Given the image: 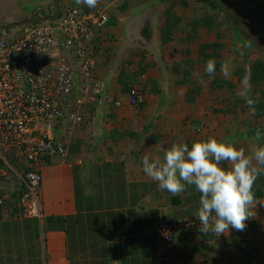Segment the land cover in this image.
<instances>
[{
  "label": "crops",
  "instance_id": "crops-1",
  "mask_svg": "<svg viewBox=\"0 0 264 264\" xmlns=\"http://www.w3.org/2000/svg\"><path fill=\"white\" fill-rule=\"evenodd\" d=\"M31 1L30 11L0 16V25L33 19L31 12L41 8L54 10L55 0ZM246 1L256 6L257 0H97L95 6H103L108 18L93 28L100 104L65 137L67 156L42 165V220L18 217V179L0 178V193L7 196L0 208V264H41V259L43 264H165L158 255L157 230L196 214L200 194L194 186L176 194L159 189L142 171L143 157L162 159L173 144L190 147L209 139L251 155L254 149L246 153L248 144L238 129L257 127L264 135V81L235 76L233 68L241 45L233 41L236 23L264 36L256 23L264 19V0L257 8ZM70 6L89 9L77 0H58L59 10ZM223 17H228L225 24ZM247 45L243 55L250 72L258 57L250 48L261 49L253 47L254 41ZM260 59L264 66V55ZM209 60L215 64L211 75L205 72ZM238 82L251 93L238 92ZM131 88L138 91L137 109L127 103ZM227 91L235 99L222 105ZM230 102L237 123L223 116ZM242 112L249 119L236 115ZM222 119L228 125L223 127ZM221 166L231 167L228 162ZM28 221L41 234L32 227L29 237ZM16 230L21 234L14 237ZM195 240L180 246L182 264L206 263Z\"/></svg>",
  "mask_w": 264,
  "mask_h": 264
},
{
  "label": "built area",
  "instance_id": "built-area-1",
  "mask_svg": "<svg viewBox=\"0 0 264 264\" xmlns=\"http://www.w3.org/2000/svg\"><path fill=\"white\" fill-rule=\"evenodd\" d=\"M107 19L101 5L70 6L53 19L0 25V178L18 179L21 219H43L41 167L67 156L65 137L100 104L93 28ZM138 102V91L131 88L127 103ZM6 198L0 193V208ZM199 225L197 217L160 225L157 250L163 261L174 234Z\"/></svg>",
  "mask_w": 264,
  "mask_h": 264
},
{
  "label": "clouds",
  "instance_id": "clouds-1",
  "mask_svg": "<svg viewBox=\"0 0 264 264\" xmlns=\"http://www.w3.org/2000/svg\"><path fill=\"white\" fill-rule=\"evenodd\" d=\"M77 2L93 8L97 0ZM214 71V62L206 61L205 72L211 75ZM253 160L264 165V147L245 155L230 143L209 139L194 142L190 147L186 143L173 144L162 159L145 155L141 163L144 174L161 190L176 194L186 186H194L200 194L196 211L201 224L199 231L220 236L229 228L242 231L245 221L252 216L249 211L255 203L252 188L258 175ZM222 162L231 167L221 166Z\"/></svg>",
  "mask_w": 264,
  "mask_h": 264
},
{
  "label": "rangeland",
  "instance_id": "rangeland-1",
  "mask_svg": "<svg viewBox=\"0 0 264 264\" xmlns=\"http://www.w3.org/2000/svg\"><path fill=\"white\" fill-rule=\"evenodd\" d=\"M230 1L232 2V0ZM259 2L260 0H257L256 6H258L257 4ZM246 3L249 4L251 7L257 8L256 6H253L252 2L246 1ZM32 4H33V1L31 0H0V16L10 17L12 14L22 13L23 10L30 11L33 8ZM224 6H225V9L223 8V15L224 14L227 15V13L229 12L228 9L230 5L229 3H225ZM43 14L44 12L41 8L38 10V12H34V13L31 12L30 18L34 19L36 17H42ZM245 16L249 17V19L253 18L252 13H247L245 14ZM226 21H228V17H225V18L223 17L222 19L223 24H225ZM261 21L262 20L256 21V23H257L258 28L264 30V22H261ZM236 24L238 25V29H237L238 37L237 36L235 37L234 35L233 41L237 43H241V45L237 47L238 48L237 50H235V55L237 56L236 61H238L237 62L238 65L234 66L233 68L237 69V71L234 72V75L242 77L243 75L241 71L242 72L245 71V68L247 66L246 58L244 57L243 54L247 51L246 46L248 47L247 45L248 42L254 41L253 47L260 46L261 52H259L258 50L253 51V49L250 48V51L252 53L253 52L258 53V57L255 60V62H260L261 61L260 58H263V55H264V42L262 41V39L264 40V36L261 37V35L253 33L251 28L247 27L246 26L247 24L245 25L243 24V22H240V24L239 23H236ZM259 37H261L262 39H260ZM239 85L240 83L238 82L237 83L238 92H241V94L244 93L246 96L251 93V88H249V86L245 85L244 87H239ZM222 86H226V89H229L231 87L230 83H224L222 84ZM258 91H260L259 88H257V92ZM230 98L233 100L235 99V97H229V93L226 96V98L222 97V100H221L222 105L226 103L227 99L230 100ZM242 102L243 100H238V103L240 104V108L244 107L245 103H242ZM140 104L141 102H138L134 107H131V106L130 107L132 109H137L141 106ZM228 105L230 106L227 108V110L223 111V116L227 118H231L232 122L234 121L235 123H237L238 118H235V109L233 107L234 104H231L230 102V104ZM243 110H245V108H243ZM236 115L239 118L240 116L243 117L244 121L249 119V116L246 115L244 112H242L241 114L239 113V115L238 114ZM222 121H223L222 122L223 127L224 125H228L226 119H222ZM256 128L257 127H255L254 130L251 132L246 131V129L244 130L238 129V132L240 133L238 137L240 138V140L244 141L245 145L248 144L246 146L247 154H250V150L253 151L254 149L255 151L258 147H264V137H263L264 135H262V130L256 129ZM73 131H71L69 134H71ZM228 132H232V131L229 130ZM245 133H247V135ZM253 166L257 168L258 174L261 171H264V165H259L254 160H253ZM14 168L18 170V167L15 166ZM9 176H12L10 178L15 177L12 174ZM254 200H255L254 205L249 209L252 216L249 217L245 221V228L242 231H237V230L229 228L227 232L222 233L220 236L218 234L212 233L211 238H208V239L207 238L198 239L200 237V234H199L200 232L199 228L201 227L200 225L198 227L196 226L197 228H195L193 232H179V233L177 232L176 234H174L172 243L169 244V247H168L169 258L167 261H164V263L165 264H182L183 258L178 256V253L181 254L180 246L183 245L185 248L187 241L191 245L192 240L197 239L194 241L193 245H198L199 247L202 245V251L204 252L202 257H205L207 260L205 261L206 263L204 264H264V195L261 198L254 199ZM196 217L197 215L193 214L184 219H188V218L194 219ZM175 221H178V220H175ZM25 225L28 227L25 233H27L30 237L32 232L35 233V231L31 229L32 227H35V225H32L29 221L26 222ZM35 228L37 230V233L41 234V228H39V230L37 227ZM11 233L15 234L14 235L15 237L17 234H21V231L16 230L14 232L12 231ZM182 247H181V250L187 251L186 249ZM218 254L219 256L217 257ZM158 255L160 259L163 261L159 253ZM212 258H214L213 261H212ZM42 261L43 260L41 259L40 261L41 264H43Z\"/></svg>",
  "mask_w": 264,
  "mask_h": 264
},
{
  "label": "trees",
  "instance_id": "trees-1",
  "mask_svg": "<svg viewBox=\"0 0 264 264\" xmlns=\"http://www.w3.org/2000/svg\"><path fill=\"white\" fill-rule=\"evenodd\" d=\"M53 6V4H52ZM54 13L53 9H50L48 13H44L42 17H49ZM40 17H36L35 19H39ZM261 22H264V19H262ZM262 24V23H261ZM237 34V33H236ZM244 57L246 58V54L244 55ZM242 75L244 77H247L249 79V81L254 82L255 80H262L264 81V66L261 62H255L254 64H252L250 66V72H246V71H241ZM242 76V77H243ZM65 145V142H64ZM66 147V146H65ZM255 196L254 199H259L264 195V171H261L258 175L257 178L253 184V188H252ZM200 236L202 238H211L212 236V232H209L207 234L199 232ZM178 256L183 258L182 253L179 254Z\"/></svg>",
  "mask_w": 264,
  "mask_h": 264
},
{
  "label": "water",
  "instance_id": "water-1",
  "mask_svg": "<svg viewBox=\"0 0 264 264\" xmlns=\"http://www.w3.org/2000/svg\"><path fill=\"white\" fill-rule=\"evenodd\" d=\"M59 15V9H58V0H55V4H54V13L49 16V17H43V18H40V19H25L23 21H21L20 23H31L33 21H43V20H47V19H53L55 17H57ZM16 24H19V23H16Z\"/></svg>",
  "mask_w": 264,
  "mask_h": 264
}]
</instances>
